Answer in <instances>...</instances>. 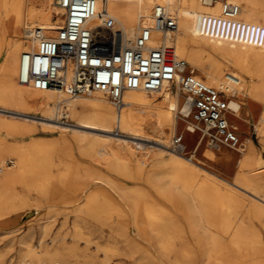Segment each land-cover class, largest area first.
Masks as SVG:
<instances>
[{
  "label": "bare ground",
  "instance_id": "1",
  "mask_svg": "<svg viewBox=\"0 0 264 264\" xmlns=\"http://www.w3.org/2000/svg\"><path fill=\"white\" fill-rule=\"evenodd\" d=\"M226 1L239 6L235 16L224 14L222 0H97L95 22L111 16L114 29L131 39L141 26L152 22L155 6L165 5L177 16L178 27L154 30L151 44L173 47L175 56L185 60V70L194 69L223 94L247 93L251 100H260L253 125L264 147V0ZM63 13L54 0H0V108L21 114L40 110L44 118L67 108L77 126L106 132L102 135L106 144L97 152L100 160L127 167L136 156L140 171L152 161V168L159 171V196L116 185L89 167L74 169L75 160L66 151L44 141L23 146L0 140V165L4 166L0 221L22 208L45 214L68 199L66 191L77 178L88 177L106 182L120 197L102 184L88 188L86 202L74 211L76 219L107 226L129 247L131 256L136 247L143 249L134 264H264V156L252 138L242 141L245 147L239 148V169L230 181L202 168L193 155L172 149L175 132L182 131L194 146L200 127L187 96L172 84L153 91L125 90L117 105L98 90L71 96L62 89H39L20 81L22 54L35 45L33 29L61 27ZM227 100L231 111L241 114L242 104L234 98ZM182 120L189 122L186 129ZM0 125L18 133L28 131L26 124L0 120ZM136 139L150 140L159 149L139 150ZM200 144L208 147L206 142ZM207 150L210 158L217 156ZM236 155L223 150L220 159L225 162ZM32 192L38 194L35 200L29 197ZM75 227L80 231L81 222ZM73 235L82 237L80 232ZM76 247L62 250L27 243L17 262L7 264H27L34 258L43 264L46 260L68 264L67 257ZM103 251L104 264H114L111 254L119 249L108 246ZM4 255L0 251V264Z\"/></svg>",
  "mask_w": 264,
  "mask_h": 264
},
{
  "label": "built area",
  "instance_id": "2",
  "mask_svg": "<svg viewBox=\"0 0 264 264\" xmlns=\"http://www.w3.org/2000/svg\"><path fill=\"white\" fill-rule=\"evenodd\" d=\"M64 9L57 29L36 27L35 45L22 54L20 81L39 89H62L71 96L102 91L120 105L128 89L153 91L178 84L186 94L197 122L202 123L214 147L242 146L238 126L231 122L229 101L223 92L185 70V60L173 47L151 44L153 31L175 30L178 18L165 5L154 8L152 22L139 28L134 38L114 29L111 16L95 19L97 0H54ZM226 16H235L237 4L223 0ZM71 73V76H70ZM183 135H176L172 149L184 151Z\"/></svg>",
  "mask_w": 264,
  "mask_h": 264
},
{
  "label": "rangeland",
  "instance_id": "3",
  "mask_svg": "<svg viewBox=\"0 0 264 264\" xmlns=\"http://www.w3.org/2000/svg\"><path fill=\"white\" fill-rule=\"evenodd\" d=\"M172 87L182 92L183 96L186 97V94L180 89L177 83L172 84ZM105 95L108 99L112 100L107 94ZM223 96L226 99L234 98L242 104L241 114L235 115L231 111L229 114L230 120L239 127L238 130L242 141L246 142L248 137L252 138L259 155L263 157L264 147L261 145L260 138L253 125L256 121L261 101L257 99L251 100L247 93L237 95L224 93ZM30 111H32L33 114H21L12 110L0 108V120L9 123L28 125V131H22L20 133L10 131L5 126L0 125V140L23 146H28L30 143L38 140L44 141L54 146L58 151H66L67 154H69L67 157L69 158L71 156L75 160L74 169L79 166L89 167L108 176L116 185H122L129 189H143L152 197L159 196L157 190L159 171L152 168V161L147 162L142 171L139 170L136 156L131 157L127 167H123L117 162L106 163L97 156L98 150L106 144L105 139L102 137L106 132L99 129L77 126L75 124L76 119L71 116L67 108L61 111L57 110L52 118L41 117L43 112L40 110ZM182 122L185 124L184 129H186V125L189 122L186 120H182ZM199 124L200 127H197L195 133L198 138V142L194 145L195 147L188 144L187 137L182 131L174 133V135H184L183 145H185V150L183 153L187 156L193 155L195 159L199 160L200 165L204 166H202V168L207 169L221 178L232 181L236 171L239 169L238 156L240 155V149H233L226 145L214 147L209 142L207 134L204 135V125L200 122ZM115 130L118 132L117 127ZM135 141L139 143V150L144 148L145 149L142 151H146V148H150L151 150L159 149V145L150 140L136 139ZM201 142H206L208 144L207 148L215 151L217 156H214L215 158L213 159L210 158L207 148L204 149L200 144ZM241 147L243 148L245 145L242 144ZM223 150H228L231 153L235 152L238 155L231 156L224 162L220 159ZM7 163L12 164L10 160ZM60 164L61 162L58 160L57 165L59 166ZM0 168H2L0 171V174H2L4 166L0 165ZM55 171H57V169H55ZM97 181L100 180L88 177L77 178L75 183L66 191V197L68 199L66 201H61L56 207H53L54 209L51 208L45 214L36 213L32 207L22 208L11 214L7 219L1 220L0 251H5L2 264H7L11 261L17 262L24 253L27 243L34 246L43 243V245L59 247L62 250L73 245L78 246L73 254L68 255V264H104L105 255L103 249L108 246L117 247L119 249L115 255L111 254V260L114 261V264L136 263L137 260L142 257L144 253V251H142L143 249L136 247L135 250H137V252L131 256L130 249H128L129 247L127 248L125 243L119 240L117 234L111 233L107 226H101L94 220L82 222L76 219L74 211L86 202V190L88 188L92 190L98 187L99 184H102L106 189L111 191L115 197H120V192H118L117 189L111 187L106 182ZM19 189L22 190L21 187H19ZM29 195L32 200H35L38 196L36 192H32ZM77 222H81L82 224L80 231L76 230L75 225ZM79 232L82 234V237L80 239L78 238V240L73 234ZM45 262L46 264H54L48 260ZM27 264L43 263L42 260L34 258ZM159 264L164 263L160 262Z\"/></svg>",
  "mask_w": 264,
  "mask_h": 264
}]
</instances>
